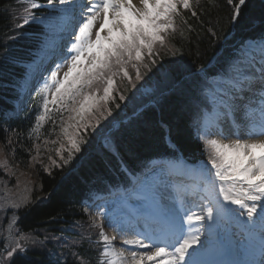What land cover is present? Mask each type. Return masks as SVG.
<instances>
[{"label": "snow or ice", "instance_id": "6c2138e0", "mask_svg": "<svg viewBox=\"0 0 264 264\" xmlns=\"http://www.w3.org/2000/svg\"><path fill=\"white\" fill-rule=\"evenodd\" d=\"M209 2L215 6V0ZM245 2L239 0L234 4L233 21ZM228 3L233 4V0ZM48 4H53V0H48ZM59 4L66 6L60 9L66 15L75 13L79 7L84 18L77 21L78 30L68 48L69 55L62 57L63 63L56 64L38 93L43 96V113L37 116L33 131H39L41 122L51 112H59L62 117L67 114L61 129L67 146L61 141L56 150V155L67 164L81 150L84 142L81 129H95L106 118L105 113L110 116L109 102L116 103L115 95H119L120 101L125 99L116 89V79L127 80L134 86L129 66L135 70V82H139L143 78L141 68L151 71L155 66L158 50L166 48L177 33L186 39L185 30L190 33L194 29L184 13L199 19L197 9L201 0H139V6L132 0H90L87 6L77 0H59ZM38 7L36 0H28L23 22L17 27L28 24L32 9ZM65 65L67 70L60 76ZM219 83L222 87L211 96L217 138H211L206 127L197 130L210 149L207 161L210 169L202 166L193 170L198 177L193 187L169 183L158 175L135 178L136 186L130 195L142 202L139 207L147 209L142 213L145 230L136 231L131 239H123L127 248H117L113 243L117 236H108L104 226L93 221V227L100 229L99 239L104 245L99 264H206L198 259L200 249L213 242L221 221L225 220H236L250 235L258 224L264 248V41L258 58L242 45L229 74ZM240 120L244 123H239ZM225 121L233 129L229 142H225L229 138L221 127ZM242 127L246 129L244 136L239 134ZM188 198H192L190 205ZM29 202L25 196L19 202L13 201L11 207L20 208ZM244 215L247 222L239 219ZM107 227L114 232L120 230L110 220ZM205 232L208 239L202 242ZM20 239L25 243L31 240L29 236ZM25 251L24 245L15 242L7 257L11 260Z\"/></svg>", "mask_w": 264, "mask_h": 264}, {"label": "trees", "instance_id": "16d2710c", "mask_svg": "<svg viewBox=\"0 0 264 264\" xmlns=\"http://www.w3.org/2000/svg\"><path fill=\"white\" fill-rule=\"evenodd\" d=\"M238 2L233 0V4H229L228 0H215L213 6L209 0H201L197 9L199 19L185 12L194 31L185 30L186 39L177 33L166 48L158 50L155 66L151 71L142 67L143 78L139 82H135V70L129 66L127 70L134 86L121 78L115 81L116 89L125 99L120 101L119 95H115L116 103L109 102L112 114L105 113L106 118L101 119L95 129H81L84 140L81 150L67 164L56 155L50 160V167L44 169L39 158L49 159L52 141H57L60 147L63 141L67 146V141L58 133L67 114L62 117L53 111L41 122L39 131H33L37 116L43 113V96L38 92L19 116L4 117L17 96L16 88L26 64L37 48L34 39L21 37L22 30L16 27L23 22L16 17L17 0H0V145L15 163L31 169L36 179L22 172L0 174L9 185L18 181V186L32 188L33 201L39 194L52 192L47 201L30 203L19 211L16 229L35 234L41 241L35 246L27 245L24 253L15 255L6 264H81L82 261L96 264L94 247L87 241L90 233L87 217L80 204L87 193L101 187L102 181L111 180L104 178L111 177L119 164L133 170L150 159L169 157L173 151L164 145L165 130L161 123L168 128L170 142L186 156L208 159L210 149L202 148L192 134V127H188L196 110L192 101L206 105L201 95L205 77L229 63L237 44L264 35V0H246L233 21L234 4ZM200 69L204 70L168 91L173 83ZM149 101L154 105L120 123L114 132L105 136L112 123L122 121ZM96 115L99 117V113ZM105 137L107 147L101 142ZM63 156L67 159V152ZM52 161L60 166L56 167ZM68 171L71 173L65 176ZM62 236L64 239L59 238Z\"/></svg>", "mask_w": 264, "mask_h": 264}, {"label": "rangeland", "instance_id": "374dc122", "mask_svg": "<svg viewBox=\"0 0 264 264\" xmlns=\"http://www.w3.org/2000/svg\"><path fill=\"white\" fill-rule=\"evenodd\" d=\"M98 26V25H97ZM103 35V33H102ZM67 70L66 65L60 69L59 75H63V72ZM218 84L220 86H222L219 82ZM102 95V93L100 94ZM71 131V130H70ZM62 136V131H61V135ZM63 139V138H62ZM60 148V146H58L57 143H53V145L50 147V150L48 151V156L51 159L48 158H39V164L43 165L44 169H48L50 166L48 164L50 163V160H52L54 158V156H56V150ZM21 167L20 165L16 164L15 161L9 157L7 155V153L3 150V147L0 146V173H7L8 170L11 171L12 174H16L17 169ZM22 173L24 175H26L27 177H31L36 179V175L35 173L31 170V169H23ZM167 173V170H164L162 174H160V178L165 177ZM147 176H151L150 174ZM144 176H141L140 179H143ZM32 190V188H29L27 186H23V185H19L18 186V181L14 182L12 185L8 184L7 182H5L3 180V176L0 174V229H2V219L4 216V213L6 210H12L14 212H16L19 208H13L11 207V203L13 201H17L19 202L23 197L27 196L29 199L31 198L30 195V191ZM39 197H37L38 200ZM90 216L92 219H95L98 221L99 224L104 226V231L108 236H113L116 235V232H114L111 228L107 227V221L104 217V214L101 211L100 207H96L92 212H90ZM100 214L99 216L97 214ZM228 221L231 223V220H225V221H221V223L223 224V227L225 228L226 225L228 226ZM13 222V220L11 221ZM11 222L9 224L6 225V228L10 226ZM11 228L9 227L7 231H10ZM14 237V236H13ZM17 238L14 237V240H16ZM17 241L19 242V239H17ZM114 243V242H113ZM4 245H6V240ZM115 245V244H114ZM116 246V245H115ZM117 248H120L118 246H116ZM12 250V248L10 249ZM4 257L6 259H9L7 257V253L4 254ZM2 264V263H0Z\"/></svg>", "mask_w": 264, "mask_h": 264}, {"label": "bare ground", "instance_id": "6f19581e", "mask_svg": "<svg viewBox=\"0 0 264 264\" xmlns=\"http://www.w3.org/2000/svg\"><path fill=\"white\" fill-rule=\"evenodd\" d=\"M132 3L134 4V5H139V0H132ZM254 55H256V54H254ZM257 56V58L259 57V55H256ZM256 105H253V107H255ZM239 123H241V124H243L244 123V121H242V120H240V121H238ZM223 124L224 123H222L221 124V127L223 128V130H224V126H223ZM217 128H213V130H212V133H215V135H216V133H217ZM245 131H246V129L245 128H240V130H239V134L241 135V136H244L245 135ZM224 132H225V135L227 134V132L224 130ZM228 136V135H227ZM216 138H217V135H216ZM228 138H229V140L228 141H225V142H229L233 137L232 136H228ZM188 172H185V174H187ZM195 178V177H194ZM193 178V179H194ZM192 179V178H191ZM192 179V180H193ZM147 210V209H146ZM258 211H259V209H258ZM257 219V221H258V219H259V217L258 218H256ZM236 221V220H235ZM237 222V221H236ZM240 225V224H239ZM241 228H242V230H243V232L246 234V237L247 236H249V237H251V239H252V243L254 244V245H249L248 246V250H249V255H248V257L250 258H248L247 256H245L244 258H246V259H248V261H247V263H249V260H252L253 258H254V253H253V250L257 247V246H262V234H261V231H260V228H259V225L257 224V226L255 227V230L253 231V233L250 235L246 230H245V228L244 227H242L241 226ZM258 232V235H259V237H260V239H258V237H257V233ZM207 239H208V237H207V233L205 232L204 234H202V237H201V240H202V242H204V241H207ZM212 244V250H213V248L215 247V245L213 244V242L211 243ZM206 245H208V244H206ZM206 245H205V249H200V251H201V255L198 257V259H200L201 261H204V262H206V264H211V262H219V260H220V257L223 255L221 252H222V248H217V254H212V250L211 249H208L207 247H206ZM197 248L199 249L200 248V246L198 245L197 246ZM143 251V250H142ZM219 257V258H218ZM218 259V260H217ZM149 264H151V262H149Z\"/></svg>", "mask_w": 264, "mask_h": 264}]
</instances>
